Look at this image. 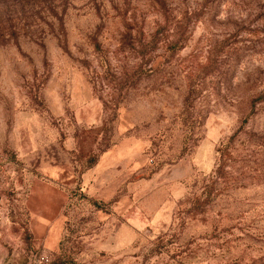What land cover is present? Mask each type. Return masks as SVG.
<instances>
[{
	"label": "rangeland",
	"instance_id": "1",
	"mask_svg": "<svg viewBox=\"0 0 264 264\" xmlns=\"http://www.w3.org/2000/svg\"><path fill=\"white\" fill-rule=\"evenodd\" d=\"M263 96L264 0H0V264H264Z\"/></svg>",
	"mask_w": 264,
	"mask_h": 264
},
{
	"label": "trees",
	"instance_id": "2",
	"mask_svg": "<svg viewBox=\"0 0 264 264\" xmlns=\"http://www.w3.org/2000/svg\"><path fill=\"white\" fill-rule=\"evenodd\" d=\"M93 39V45H94V47L96 48V49H100L99 48V43H98V41L96 40V39H94V38H92ZM264 97V96H263Z\"/></svg>",
	"mask_w": 264,
	"mask_h": 264
},
{
	"label": "built area",
	"instance_id": "3",
	"mask_svg": "<svg viewBox=\"0 0 264 264\" xmlns=\"http://www.w3.org/2000/svg\"><path fill=\"white\" fill-rule=\"evenodd\" d=\"M0 236H1V233H0ZM40 258H41L40 259L41 262H47L48 261L46 256H41Z\"/></svg>",
	"mask_w": 264,
	"mask_h": 264
}]
</instances>
